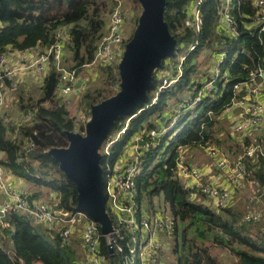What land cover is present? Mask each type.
Wrapping results in <instances>:
<instances>
[{
  "label": "trees",
  "instance_id": "16d2710c",
  "mask_svg": "<svg viewBox=\"0 0 264 264\" xmlns=\"http://www.w3.org/2000/svg\"><path fill=\"white\" fill-rule=\"evenodd\" d=\"M191 1L166 0L164 7L165 22L176 40L174 55L166 58H176L178 53L185 51L180 56L184 57V73L174 88L175 92L169 89L161 91L157 102L153 103L157 87L162 82L157 72L153 71L145 99L130 114L120 116L115 121L108 139L101 147L100 165L106 178L114 172L115 165L123 157L134 136L143 133L141 141L144 143L149 130L158 129V124L168 122L163 117L170 104L180 102L182 96L189 92L192 81L198 78L191 79V73L196 69L197 59L204 47H214L218 55L225 51L221 73L216 80L217 88L222 89L219 95L213 98L207 96L195 108L184 112L175 129L160 135L155 145L148 149L140 146L144 150L142 169L137 178L136 200L146 210L147 205L142 202L143 194L146 197L161 196L166 209L156 207L154 210L156 213L169 214L177 221L179 236L173 248V254L177 256L174 264H220L209 254L208 248L203 246L205 241L215 243L235 256L234 264H264V244L258 242L261 238V223L245 220V213L250 209L248 206L254 203L247 201L244 212L236 207L237 204L220 210L213 209L206 203L192 200L191 190L184 186L175 171L181 155L180 147L211 139L216 132L219 117L232 105L234 85L246 80L251 71L264 65V30H247L242 27L241 14H253V0H237L240 9H236L235 13L240 34L237 39H227L216 28L219 0H204L201 5L203 28L196 32L185 25ZM116 4L115 0L112 5L109 0H0V55L15 49L51 46L57 41L59 30L68 27L70 35L66 51L69 52V65H66L65 59L64 64L81 73L85 65L93 61L99 42L106 33V15ZM139 19L140 16H137L136 28ZM136 28L131 31L127 42L133 37ZM192 45L196 46L191 50ZM101 70L105 83L75 98V103L80 102V106L88 107L89 111L92 105L115 95L120 89L118 65L105 66ZM59 75L53 66L36 91L39 92L37 98L34 95L28 97L25 86L17 89L20 97L17 104L23 112L31 110L34 119L21 123L16 136L13 135L15 125L0 119V152L4 153L0 165L9 174L34 186L37 193L43 189L53 192L59 208L73 211L79 209L77 185L65 174L60 162L49 151L55 147L68 146L67 132H75L84 127L77 126L74 110L62 103L57 95ZM202 105L205 109L199 112ZM123 128L125 131L120 134ZM166 139H169L172 146L170 158L165 164L154 165ZM249 139L251 137L245 138L242 153L250 143ZM109 141L112 144L106 152L105 147ZM245 160L248 186L262 201L264 154L260 152L255 160L248 157ZM32 195L38 198V194ZM254 224L258 226V231L256 234H248L246 230ZM11 231L12 235L8 237ZM7 238L11 240L12 247H0V264H80L84 257L83 253L82 257L79 256L73 246L51 235L42 225L23 214L12 215ZM101 249L111 264H122L120 256L113 255L108 249L105 238H102Z\"/></svg>",
  "mask_w": 264,
  "mask_h": 264
},
{
  "label": "built area",
  "instance_id": "2783aa9c",
  "mask_svg": "<svg viewBox=\"0 0 264 264\" xmlns=\"http://www.w3.org/2000/svg\"><path fill=\"white\" fill-rule=\"evenodd\" d=\"M204 0H192L185 25L200 32L203 28L201 5ZM117 6L111 11L107 31L102 37L91 63L86 64L87 72L91 67H105L119 65L124 55L127 38L125 29V13L121 8V0H115ZM237 0H219L217 32L227 39H237L240 25L235 13L240 9ZM254 12L241 14V23L247 30L258 28L264 30V0H253ZM1 27V24H0ZM69 28L63 27L58 32V39L51 46H35L25 50L6 51L0 55V119L6 123H13V135L19 133L21 123L31 122L34 113L31 110L21 111L15 103L17 89L28 83L27 76L32 75L40 85L54 66L60 73L57 83V95L67 107L73 105L75 98L87 90L89 86L86 72L79 73L77 69L67 68L64 64L66 44L69 40ZM196 45L191 46V50ZM226 52L220 53L215 65V72L204 80L197 78L187 94H184L177 104H170L166 111L168 122L158 129H151L146 133L147 141L140 144L144 134L134 136L126 147L123 157L115 165L114 172L105 178V194L107 212L112 219L113 231L103 235L100 225L88 214L80 209L65 210L58 207L57 201L48 202L41 198H34L25 188L11 182L6 176V169L0 165V247H6L7 231L11 228V217L23 214L38 225H42L53 236L59 237L66 244H73L76 237L80 238L83 259L80 264H111L103 254L102 238H105L108 249L112 246L113 255L120 256L122 264H164L166 252L172 253L174 242L179 236L178 223L173 217H166L160 213L151 216L136 200L138 193L137 178L142 169V155L144 148L155 145L159 136L175 129L177 122L184 112L191 110L201 103L207 96L217 95L216 80L221 73V63ZM184 57L177 63H166V77L161 79L153 103L164 90H173L180 82L183 73ZM225 79V83H226ZM8 81V83H7ZM245 88V94L239 97L237 90ZM232 105L226 111L229 116V127L232 136L240 139L253 137L264 130V65L250 72L249 77L234 85ZM242 110L234 112L235 107ZM8 108L15 109V115H7ZM89 120V119H88ZM125 128L120 132L123 133ZM179 131V129L177 130ZM176 131V132H177ZM205 149L210 161L206 166H198L186 162L185 149L177 160L175 171L183 183L191 190L192 198L202 199L208 206L220 210L231 205L232 190L219 184L204 180L214 168H220L229 174L228 180L241 188L246 176L247 166L245 158L256 159L262 152L260 145L252 142L245 147L241 157L233 163L213 145L209 139H204ZM110 141L105 151L108 149ZM32 146V145H31ZM185 147V146H183ZM182 148V147H180ZM250 210L245 214V220L261 222L264 216L261 212V198L253 195ZM260 206V207H259ZM114 212V214H112ZM259 244H264V226L261 227Z\"/></svg>",
  "mask_w": 264,
  "mask_h": 264
},
{
  "label": "water",
  "instance_id": "95a60500",
  "mask_svg": "<svg viewBox=\"0 0 264 264\" xmlns=\"http://www.w3.org/2000/svg\"><path fill=\"white\" fill-rule=\"evenodd\" d=\"M143 8L133 37L127 42L118 65L119 91L91 107L85 134L68 131L69 145L50 153L78 190V208L100 225L103 235L113 231L106 208L105 181L99 153L115 121L130 114L147 94L152 72L175 53L176 40L164 19L166 0H138ZM166 117H163L165 119ZM143 144V141L140 142ZM112 252V246H110Z\"/></svg>",
  "mask_w": 264,
  "mask_h": 264
},
{
  "label": "rangeland",
  "instance_id": "374dc122",
  "mask_svg": "<svg viewBox=\"0 0 264 264\" xmlns=\"http://www.w3.org/2000/svg\"><path fill=\"white\" fill-rule=\"evenodd\" d=\"M109 1H110V5H112V1L113 0L112 1L109 0ZM120 3H121V8L124 11L125 16H126L125 17L126 18L125 19V29H126V33L125 34H126V38L128 39L130 37V35H131V31L136 28V19H137V16H140L142 14L143 8H142V6H141V4H140V2L138 0H121ZM116 6H117V4H116ZM110 14H111V12H109L106 15L107 21H108V19L110 17ZM183 54H185V51H182V52L178 53L176 58L173 57V58H166V59H164L163 62H162V64H161V66L158 67L157 69H155V71L157 72V76L160 77V79H163L164 77H166V71H167L166 63L168 61H171L173 63H175V62L178 63L181 60V58H182L180 56H183ZM68 55H69V52L66 51V56H65V60H66V63H67L66 65H69V61L67 60L68 59ZM179 57H180V59H179ZM218 57H219V55L215 53L214 47H204L201 50V52L199 54V57L197 59L196 69L191 73V79H193L195 77H198V78L204 80L206 75H208V74L211 75L212 72H215V65L217 63ZM87 68L88 67H86V68L83 69V72H86V74L89 77L88 80H90L89 81V86H88V88H87L86 91L92 90V89H95L97 87L102 86L105 83L104 82L105 79H104V76H103V72L101 70L102 67H91V72L90 73L87 72ZM183 68H184V66H183ZM33 84H30L29 86H32ZM34 86H35V84H34ZM21 87H23V86H21ZM21 87H20V89H21ZM86 91H84L82 93V95ZM33 94H34V97L35 98H37L39 96V94L36 91ZM15 95H16V98H18L17 92L15 93ZM217 95H219V93ZM217 95H215L214 97H216ZM24 99H26V98H24ZM18 101H19V99H18ZM15 103L17 104V100L15 101ZM69 108L74 110V114L76 116L77 126L78 127L79 126L84 127V128H82L84 130L80 129V130L75 131V132H80L82 134H85L86 123H87V121L89 119L88 116H89V112L91 110L89 111V108L88 107H82V106H80V102H78V101L76 103L74 101L73 105L70 106ZM193 108H195V107H193ZM204 109L205 108L202 105V107H200V109H199V112H202ZM6 113H7V115L11 116V115H15L16 111L13 108H8V110L6 111ZM164 117H166V116L164 115ZM221 118H222V116H221ZM165 125L166 124L164 123V125L161 124L159 126L160 127H163ZM215 130H217L216 134L224 133V136H222V138L223 139L225 138V139L221 143L222 144H225V142L227 141L226 140V122L220 121V123L216 124ZM170 133L172 134L173 131H171ZM171 147L172 146H170V144H169V139H166L164 141V143H163V146L160 148V151H159V153H158V155H157V157H156V159L154 161V165H156L158 163L165 164L169 160L170 155H171ZM186 147H188V146L182 147V148H180V150L183 151L184 149H186ZM201 149H202V147H200V149L197 151V153L201 152ZM101 151H102V148H100L99 153H101ZM194 152H195V150H194ZM196 160L199 161L200 159H196ZM6 176H8V174H6ZM180 179L182 181V178H180ZM104 180H105V177H104ZM23 181H25V180H23ZM25 185L27 187H23V188H25L26 190H28L31 194H38L37 195L38 198H41L43 200H46V201L52 202V203L58 200L56 198V196L54 195V193L53 192L50 193V191L47 190V189H43L41 192L37 193L36 192V188L34 186H33L34 187L33 188L32 185L30 183H28L27 181H25ZM184 186H185V184H184ZM187 189H189V188H187ZM251 191L252 190L249 188L248 190L247 189H243V190H241L239 192V195H238L239 196L238 197L239 198V202L236 205V207H238L241 210V212H244L245 211L246 202L250 198L249 195H251ZM191 198H192V195H191ZM0 199H2V198L0 197ZM192 200H195V198L193 197ZM142 202H143L144 205H147L146 211L148 213H150L151 216H154L155 215L156 210H154V209H156V207L162 208L161 210L166 209V207L163 204V199H162L161 196L146 197V195L143 194ZM106 206H107V202H106ZM263 208H264V206H263ZM112 214H114V212ZM162 215H164L166 217H171L169 214L168 215L162 214ZM261 221H263V220H261ZM246 231L248 232V234H250V233L256 234V232L258 231V226L255 225V224L253 226L250 225L249 226V229L246 230ZM10 235H12V231L8 233V237H10ZM79 240H80V238L79 237H76L75 240H74V243L71 244V246H73L77 250V254L79 256L81 255V257H82V250L80 248V241ZM202 244H203V246H205V247L208 248L209 254L213 258H215L217 260V262L219 261L220 264H234L235 263V260H234L235 259V256L230 255L229 252L226 249L221 248L218 245H216L215 243H212V242H209V241H205ZM11 245H12V243L7 238V240H6V247H7V249H9L10 247H12ZM176 257L177 256H175L170 251H168V252H166L165 258H163V262H164V264H174L176 262ZM35 264H41V263L40 262H36Z\"/></svg>",
  "mask_w": 264,
  "mask_h": 264
},
{
  "label": "crops",
  "instance_id": "0c3cea01",
  "mask_svg": "<svg viewBox=\"0 0 264 264\" xmlns=\"http://www.w3.org/2000/svg\"><path fill=\"white\" fill-rule=\"evenodd\" d=\"M108 21H109V19H108ZM108 21H107V24H108ZM106 31H107V28H106ZM38 46H40V45H38ZM40 47H42V46H40ZM65 55H66V53H65ZM206 77L207 76H205V78ZM27 79H28L29 84H27L28 86L25 85L27 87V89L25 90V94L28 95V97H29V96H33L34 95L33 93L35 91L39 90L40 84L36 80L33 79L32 75L27 76ZM33 83L35 84V86ZM30 84H33V85L29 86ZM26 87H24V88H26ZM245 91H246L245 88H243L240 91L237 90L236 94L239 97H242V96H244ZM220 92L221 91H218V93H220ZM214 96H215V94H213V97ZM18 99L20 100L19 95H18V98H16L17 102L19 103ZM241 110H242V108L237 106V107H235L234 112H239ZM221 116H222V118H221ZM221 116L219 117V121L217 123H220V121L226 122V140L227 141L225 142V144L221 143L225 139V138L224 139L222 138V136H224V133L216 134L217 130H216L214 136L209 140L211 142V146L213 145L214 147H216L220 152H222V154L228 159L229 162L233 163L236 159L241 157L244 153V152L243 153L241 152V149H242L245 138L240 139V137H238V136H232L231 135V129L229 127L230 120H229L228 112L226 110L223 111ZM259 138H264V130L256 133L253 137H251V139H249V142H252L256 145H260L262 153L264 154V140L258 141ZM200 147H202L201 152L197 153V151L200 149ZM244 149H245V147H244ZM194 150H195V152H194ZM3 156H4V153L0 152V157L2 158ZM185 157H186L187 163L198 165V166H206V165H208V162L210 161V158L208 156V153H207L205 146H204V143L202 141H200L197 144L188 145V147H186V149H185ZM196 159H200V160L197 161ZM245 162H246V160H245ZM6 174H8V179L10 181L16 183L19 186L27 187L25 185V181H23L21 178L13 176V175L9 174L7 171H6ZM228 178H229V174L220 168H214L210 172H208L206 176H204V180H210V181H213V182L219 184L220 186H222L224 188H227L229 190L231 189L232 190L231 205L234 206V205L238 204V202H239V198H238L239 192L243 189H247V190L249 189L248 178L246 176L241 188L237 185L231 184V182L228 180ZM261 194L262 193H260L259 195H261ZM253 195H255V194L253 192H251V195H249V196L251 197ZM0 200H2V199H0ZM248 201L250 202V199ZM200 202L205 203L202 199H200ZM261 205H262L261 212H262V215H264V208H263L264 199L261 201ZM248 208H250V207L248 206ZM262 220L263 221H261V226L263 227L264 219H262ZM9 241L11 242V240H9ZM174 247H175V242H174L173 248ZM80 248L82 250L81 242H80ZM82 253H83V250H82ZM172 254H173V250H172ZM234 260L236 261V259H234Z\"/></svg>",
  "mask_w": 264,
  "mask_h": 264
}]
</instances>
